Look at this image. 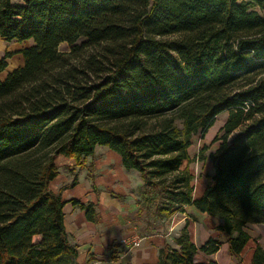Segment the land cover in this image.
I'll return each mask as SVG.
<instances>
[{"label":"trees","instance_id":"1","mask_svg":"<svg viewBox=\"0 0 264 264\" xmlns=\"http://www.w3.org/2000/svg\"><path fill=\"white\" fill-rule=\"evenodd\" d=\"M263 2L0 0L1 38L32 41L0 80V264L73 262L66 201L50 182L58 155L82 164L98 145L140 173L136 214L146 228L194 205L220 219L242 264L245 228L264 223ZM223 111L214 173L194 197L191 139ZM69 201L97 221L93 203ZM220 244L197 246L184 227L152 264H214L201 256ZM251 264H264L259 243Z\"/></svg>","mask_w":264,"mask_h":264},{"label":"crops","instance_id":"2","mask_svg":"<svg viewBox=\"0 0 264 264\" xmlns=\"http://www.w3.org/2000/svg\"><path fill=\"white\" fill-rule=\"evenodd\" d=\"M31 42L5 41L0 36V58L7 51L12 52L6 58V67L0 71V80L14 68L23 65L21 49ZM213 126L201 136L202 142H206V136ZM219 143L215 148L210 147L214 150L207 147L203 152L204 158L200 160L197 158L200 149L195 157L189 152L194 157L189 167L192 169L195 163L201 167L198 174H194V197L201 196L211 181L214 167L209 155ZM56 164L58 173L50 182V188L59 192L66 201L63 206L65 229L70 243L78 251L71 264H152L157 261L159 251L165 244L176 246V237L184 227L197 246L210 238L221 242L215 253L205 255L207 260H214V264L218 263L217 258H224L232 264L236 262L229 252L225 234L217 229L220 219L200 211L194 205H186L183 211L159 219L146 228L142 217L136 214L138 190L143 183L140 173L124 167L120 154L108 146H96L94 155L87 156L82 164L63 155L56 157ZM70 199L93 203L97 221L88 220L85 210L70 202ZM251 225L253 227L248 225L245 228L250 238L241 253L242 264H251L255 239L259 241L258 229L264 223ZM134 237L139 240L132 246L129 242Z\"/></svg>","mask_w":264,"mask_h":264},{"label":"rangeland","instance_id":"3","mask_svg":"<svg viewBox=\"0 0 264 264\" xmlns=\"http://www.w3.org/2000/svg\"><path fill=\"white\" fill-rule=\"evenodd\" d=\"M255 2H252V4H253V8L254 9H260V6L259 5H256V4H254ZM263 8H261V9H263V11H264V2H263ZM59 48L61 49V50H67V48H68V45H67V43H65V42H62V43H60V45H59ZM227 115H228V112L227 111H223V112H221V113H219L218 115H217V117H216V121H215V123H214V126L209 130V133L207 134V136H206V142H202L201 140H200V138H202L200 135H195L192 139H193V143H192V145L189 147L190 149H189V152H190V154L191 155H194V157L197 155V151L200 149H202L203 147H208V148H210L211 146L213 147V148H215L216 146H217V144L219 143V141L220 140H214L215 139V137H216V135L219 133V129L221 128V126L223 125V121H225V119L227 118ZM213 143H215V144H213ZM203 146V147H202ZM213 148H210V149H212V150H214ZM199 155V154H198ZM197 155V156H198ZM194 157L192 156V158L194 159ZM200 160V159H199ZM195 162V161H194ZM89 163H90V160H89ZM89 166L90 165H88L87 167L89 168ZM201 169V167H200V165H197L196 163H195V165H193V167H192V171L194 172V174L196 175V174H198V172H199V170ZM249 226L250 227H253V225H251V224H249ZM255 226L257 227V225L255 224ZM249 227V228H250ZM258 232H259V236H258V238H259V241L257 240V239H255V244H257V243H259L260 245H262L263 247H264V226H259V229H258ZM255 247H256V245H255ZM201 258L202 259H205V260H207L206 258V256L205 255H203L202 254V256H201ZM217 260H218V263L217 262H215V264H232V262H229V260L227 261V260H225L224 258H217ZM214 261V260H213ZM234 264H236V262H234Z\"/></svg>","mask_w":264,"mask_h":264},{"label":"built area","instance_id":"4","mask_svg":"<svg viewBox=\"0 0 264 264\" xmlns=\"http://www.w3.org/2000/svg\"><path fill=\"white\" fill-rule=\"evenodd\" d=\"M138 240H139V238L134 237V238L129 242V244L133 246L134 244H136V243L138 242Z\"/></svg>","mask_w":264,"mask_h":264}]
</instances>
